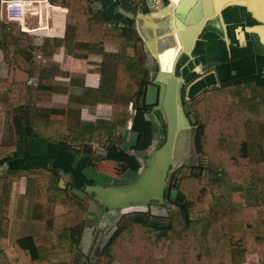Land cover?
I'll return each instance as SVG.
<instances>
[{
    "label": "trees",
    "instance_id": "1",
    "mask_svg": "<svg viewBox=\"0 0 264 264\" xmlns=\"http://www.w3.org/2000/svg\"><path fill=\"white\" fill-rule=\"evenodd\" d=\"M49 1L53 6L68 10L66 36L47 39L42 47H38L34 45V38L22 32L19 25L1 20L0 0V49L10 66L8 81L0 82V91L4 93L0 94V102L7 113L10 131L9 139L0 143V157L15 153L18 135L24 134L60 143L69 151L81 154L86 133L90 132V140L107 150L105 157L108 160L126 163L128 170L137 174L133 156L119 151L115 142L105 138L104 132L110 131L106 126L114 125L133 103L137 111L132 130L137 135L134 147L141 150L150 147L148 142L153 139V126L145 118L146 106L141 105L144 89L149 84L143 43L132 31L112 27V17L108 14L94 13L93 0ZM129 1L124 0V3ZM136 1L147 3V0ZM124 37L131 42L126 48L119 41ZM111 42L121 45L119 54L105 52V45ZM76 44L87 46L86 55L103 59V66L98 70L101 86L97 90H86L84 102L94 107L112 106L113 119L109 123L93 125L69 116L63 122L49 123L48 115L38 109L40 100L44 98L41 102L49 106L53 96L62 92L55 85V79L64 73L54 68L53 55L62 48L70 55V45ZM72 55L89 57L74 51ZM31 78H37L36 87L28 86ZM242 86L246 88L239 94L249 97L244 102L246 107L234 99L233 88ZM195 116L194 146L206 164L201 173L183 175L174 187L178 190L175 203L184 209L187 227L176 233L171 224L151 223L150 214L147 218L136 217L130 225L117 227L104 249L117 264H245L254 249L264 246V209L231 205L224 216L218 217L216 213L221 202L212 195L218 190L230 196L241 193L246 182L264 181V76L242 74L222 80L219 87L204 90L196 100ZM55 130L65 134L57 137L53 133ZM188 134V131L181 134V155L186 153ZM99 160L94 157L90 160V172H98ZM41 162L38 158H26V170H9L7 176L0 177V213L8 225L6 209L11 184L22 177L34 179L36 203L59 206L68 213L47 222L46 230L53 233L50 252L42 237L35 236L33 241L38 258L31 261L27 240L21 239L13 245L17 262L72 264L74 239L79 241L83 235L88 208L68 188H60L59 173L46 170ZM168 196L171 197V191H167L166 198ZM90 197L94 199V194ZM103 209L106 220L118 215V210ZM193 215H198V219H191ZM5 255L4 250H0L2 264Z\"/></svg>",
    "mask_w": 264,
    "mask_h": 264
},
{
    "label": "crops",
    "instance_id": "2",
    "mask_svg": "<svg viewBox=\"0 0 264 264\" xmlns=\"http://www.w3.org/2000/svg\"><path fill=\"white\" fill-rule=\"evenodd\" d=\"M10 1L36 4L34 13L26 14L22 22L11 23L19 25L22 32L33 37L35 46L42 47L47 39L65 38L67 9L53 6L49 0H1L2 21L6 20L5 3ZM199 1L203 5L201 6V11H203L202 16H204L207 8L206 3L209 1L212 6H215V3L219 0H197L191 8L189 7L190 9L185 15V19L190 16ZM232 1H241L242 4L235 2L237 4L233 6L224 5L222 7L224 10L212 16L213 18H207L202 29L196 33V41L190 54L186 55L187 60H189L187 61L188 72L181 68V73H188L187 80L189 81L187 87L189 98L200 96L208 88L219 87L222 80L231 77L242 74L264 76V48L260 44L259 34L249 31V28L255 25V21H257L248 11L245 4L250 0ZM156 2L152 5L149 0H147V3L131 0L130 4H125L124 0H93L94 13L108 14L112 17V27L132 31L135 38L143 43L146 56L144 66L149 71V84L150 82L152 83L151 74L155 71V64L149 44L141 39L147 31L145 32V29H143L145 27L142 24L143 20L139 19L138 15L140 13L150 14L162 6L171 7L170 0H156ZM167 24L170 25L167 22H161L158 30L148 31L149 34H147L149 37H152L151 35H160L165 38L158 43L159 51L176 45L175 39L170 37L172 35ZM191 27L193 26L190 24L186 28L188 30ZM119 41L124 44V48L130 42L126 37L123 40L119 39ZM87 49V46L84 45H70V55H67L65 48L53 55L54 68L56 70L59 69L64 75H59L55 79V85L62 92L53 96L49 106H45L41 102L44 98L38 104V109L48 115L47 120L49 123L63 122L68 116L79 118L81 121L93 125L112 121V106L99 105L94 107L84 102L86 90L92 91L100 88L101 75L98 70L103 66L101 57L90 56L91 54L86 55ZM73 51L81 54V56L89 57H74L72 55ZM105 52L119 54L121 45L111 42L105 45ZM197 65H201V72L193 76L194 67ZM243 65H248L252 69H239ZM135 74H137V70ZM9 75L10 66L5 61L4 52L0 49V82L6 83ZM37 85V78H31L28 82V86L36 87ZM0 94L4 95L1 91ZM90 101H94V99L90 98ZM136 114L137 111L134 109L133 103H131L129 111L121 116L114 125H107L106 128H109L110 131L104 132L105 138L115 142L119 151H126L131 155L132 151L127 145L137 141V135L132 131ZM153 115L159 121V116L156 115V112ZM149 116H145L148 121L151 120ZM44 132L48 133L47 130ZM95 132L97 134V130ZM53 133L57 137L65 134L62 130H55ZM86 135L87 140L81 154H75L60 143L46 141L41 137H33L27 134L18 135L19 144L17 145V151L8 157H0V177L7 176L9 170H26L28 168L26 158H38L43 161L40 164L46 167V170H54L59 173L61 177L60 183L61 181L63 182V185L59 184V186L62 189L68 188L72 192L74 188L85 191L89 186L93 185L121 186L114 184V181L122 180L127 175L128 165L108 160L105 157L107 150L90 140V132H87ZM9 137L8 116L0 102V143L7 141ZM145 151L147 150L145 149ZM97 155L100 159L99 170L91 173H98L97 176H103L100 178L91 175L88 168L90 160ZM125 165L127 166L126 170ZM251 183L255 182L250 181L246 184ZM67 213V209L59 206L36 203L34 179L22 177L20 181L12 183L9 189L6 209V218L9 220L8 225L7 222L3 221L0 213V250H4L6 254V260L3 264H13L9 255L15 254L13 245L21 239L27 240L31 261L37 259L38 254L33 238L41 236L43 242L48 245L53 236L51 231L48 232L46 230L48 220L51 221L53 218L61 217ZM51 225H54V223L51 222ZM255 252L256 256L260 257L261 262L264 263V246L255 249ZM35 253L37 256H35Z\"/></svg>",
    "mask_w": 264,
    "mask_h": 264
},
{
    "label": "water",
    "instance_id": "3",
    "mask_svg": "<svg viewBox=\"0 0 264 264\" xmlns=\"http://www.w3.org/2000/svg\"><path fill=\"white\" fill-rule=\"evenodd\" d=\"M196 1L179 0V4H176L174 0H170L171 7L162 6L150 14L140 13L138 15L139 19L143 20L142 24L145 26L143 29H145V32L147 31L141 39L149 44L155 64V71L151 74L152 84L145 87L141 105L153 107L154 110L161 111L167 129V137L164 145L160 149H154L145 154V166L134 181L121 186L93 185L89 186L85 191L74 188L72 193L78 198L84 200L94 194V201L98 202L101 206L109 210L125 212L132 208L148 207L152 203H158L159 205L165 203L169 176L172 172L174 162L181 156L179 151L180 139L182 138L181 134L184 131L190 133V130L196 127L197 124L196 118L191 114L189 105L183 104L182 100L183 89L189 81L187 80L189 67L187 61L189 60H187L186 55L190 54L192 46H194L196 41V33L202 29L207 18L215 16L224 10L222 8L224 5L233 6L237 4L235 2L242 4L241 1L219 0L215 3V6H212L208 1L206 3V12L199 21L200 27L198 31L195 32L193 37L187 38L184 33L187 31V25H194L193 20L190 21L189 19L190 16L192 17L194 15V10L185 19V15L183 16L179 9L190 7ZM149 3L153 5L154 1L149 0ZM128 4H130V1ZM245 4L248 7V11L260 22L264 23V18L260 16V8L251 6L248 3ZM197 6L201 9V6H203L201 1H199ZM162 11L168 12L162 15ZM161 22L170 24L169 29L172 35L170 37L175 39L176 45L159 51L157 47L158 43L161 39L165 38L160 35H151L152 37H149L147 34H149L148 31L158 30ZM256 27L249 28V31L262 36L264 24L263 26ZM181 68L187 72L181 73ZM200 72L201 65H197L194 67L193 76ZM189 139L190 135L188 134L187 144L190 141ZM60 184L62 186L63 182L61 181ZM177 194L178 190L173 188L171 190V199L173 202L176 201Z\"/></svg>",
    "mask_w": 264,
    "mask_h": 264
},
{
    "label": "rangeland",
    "instance_id": "4",
    "mask_svg": "<svg viewBox=\"0 0 264 264\" xmlns=\"http://www.w3.org/2000/svg\"><path fill=\"white\" fill-rule=\"evenodd\" d=\"M167 27L170 28V26L167 24ZM260 44L262 48H264V32H262V36H260ZM259 54V53H258ZM151 62V61H150ZM149 62V65H150ZM239 69L241 70H250L252 67L248 65L240 66ZM198 76V75H197ZM246 87H238L233 88V91L235 92L234 99L235 102L238 104H243L244 107L247 105L244 104L245 99L249 100V97L245 94H239L244 92V89ZM187 90L188 87L186 85V94L184 99V103L189 105L191 109V114L195 116L196 112V100L199 98V95L195 96L194 98L187 99ZM238 94V96H236ZM153 114V113H152ZM156 115L158 116L157 112ZM155 122V121H154ZM159 128H164V123L161 118H159ZM156 123V122H155ZM166 128H164L165 132ZM195 130L194 127L192 130H190V141L186 145V149L183 155L179 156L177 158L176 162H174V166L172 168V172L169 176L168 180V187L167 191H171L172 188L176 187L179 183V178H181L183 175L190 174V173H201L203 170V166L206 164V160L197 153L195 146H194V136H195ZM159 133V131H158ZM157 136V135H156ZM154 136V139H149L148 145L151 146L150 150L158 149L160 145H162V138L158 140ZM161 140V141H160ZM161 142V143H160ZM131 143V142H130ZM136 143L133 142L132 144L127 145V147L132 151V156L134 158L135 162V170L137 174L131 173L127 169V175L122 180H116L114 181V184L116 185H127L131 181H134L137 176L139 175L140 171L145 166V154L149 152H145V150H139L136 147H134ZM147 147H143V149H146ZM137 150L136 152H134ZM147 150V149H146ZM145 152V153H144ZM141 153V155H140ZM131 155V154H130ZM99 156H94V158H98ZM100 161V160H99ZM126 166V165H125ZM127 166L125 167L126 170ZM93 176H97L98 173H91ZM98 178L103 177L98 175ZM247 183V182H246ZM244 184L243 191L241 193H233L232 195L228 196L226 194H223L221 191H213L212 195L217 201L221 202V207L217 211L216 215L218 217L224 216L230 206H247L255 209H264V181H258L251 184ZM166 191V193H167ZM84 207L88 208V215L85 220V228L83 231V235L81 239L78 241L76 238L74 239L70 261L72 264H117L112 257L107 256L104 252L105 246L109 240V238L112 236L114 231L119 226H127L132 223V221L136 217H143L147 218V215L150 214V222L156 223L160 226H168L169 224L172 225L174 231L176 233H180L182 230H184L187 227V219L184 214V209L172 201L171 197L168 196L166 198L165 196V203L163 205H156V203H153L152 205H149L148 207H144L143 210H129V211H120L118 210V215L110 220H106L107 214L105 213V210L103 207L96 201H94L93 198L89 197L88 199H84L82 202ZM191 219L197 220L198 215L191 216ZM52 239L50 240L48 244L49 252L50 249L53 248L52 245ZM255 249L252 252V256L249 260H247L246 264H260L262 263L261 258L256 256ZM263 254V253H262ZM9 255V254H8ZM11 263L18 264V257L15 254H10ZM35 256L37 254L35 253Z\"/></svg>",
    "mask_w": 264,
    "mask_h": 264
},
{
    "label": "bare ground",
    "instance_id": "5",
    "mask_svg": "<svg viewBox=\"0 0 264 264\" xmlns=\"http://www.w3.org/2000/svg\"><path fill=\"white\" fill-rule=\"evenodd\" d=\"M174 2L176 3V4H179V0H174ZM193 4L194 3H192L191 5H190V8L193 6ZM248 4L249 5H251V6H257V7H259L260 8V16L262 17V18H264V0H250L249 2H248ZM189 7H186V8H184V9H179L180 10V12L183 14V16L184 15H186L187 14V12H188V10L190 9ZM247 9H248V7H247ZM168 11H162V15L163 14H166ZM202 12L203 11H201V9H200V7H198V6H196V8H194V12H193V14L195 15H193L192 17L190 16L189 17V19H190V21H192L193 20V24L194 25H192L193 27H191V29L188 31H186L185 33H184V35H185V37H189V38H191V37H193V35L195 34V32H197L198 31V29H199V21H200V19L203 17L202 15ZM192 13V12H191ZM159 15V14H158ZM251 15H253L252 13H251ZM254 16V15H253ZM255 18V17H254ZM257 21H255L256 22V24L255 25H253L252 27H250V28H257L256 26H263V24L264 23H262V22H260L257 18H255ZM194 21H196L195 23H194ZM238 30H240V29H238ZM260 36V35H259ZM261 38V37H260ZM262 39V38H261ZM157 137V136H156ZM141 209H144V208H132V209H128V210H126V211H129V210H141Z\"/></svg>",
    "mask_w": 264,
    "mask_h": 264
},
{
    "label": "built area",
    "instance_id": "6",
    "mask_svg": "<svg viewBox=\"0 0 264 264\" xmlns=\"http://www.w3.org/2000/svg\"><path fill=\"white\" fill-rule=\"evenodd\" d=\"M155 3L156 0H153ZM36 4L22 1H10L5 3L6 20L5 23L22 22L26 14L35 12ZM41 58V57H40ZM35 84H37L35 82Z\"/></svg>",
    "mask_w": 264,
    "mask_h": 264
},
{
    "label": "flooded vegetation",
    "instance_id": "7",
    "mask_svg": "<svg viewBox=\"0 0 264 264\" xmlns=\"http://www.w3.org/2000/svg\"><path fill=\"white\" fill-rule=\"evenodd\" d=\"M152 83L150 82V84H148V86L149 85H151ZM187 92H188V90H187ZM185 94H186V86L184 87V89H183V96H182V100H183V104H185L184 103V99H186V97H185ZM187 99H189L190 100V98H189V96H188V93H187ZM155 112H157V114H158V116H159V118H161L162 119V121H163V123H164V117H163V115H162V113H161V111L160 110H154V108L153 107H146V113H145V116H149V118L151 119L150 121H151V123H152V128H153V139H154V136H156L157 135V139L159 140L160 139V137L162 138V145H160L159 146V148L158 149H160L163 145H164V143H165V141H166V137H167V129L165 130V132H164V128L162 129V127H160L159 128V125L157 124V123H159L158 121H157V118H155V116L153 115V114H155ZM153 113V114H152ZM153 117V118H152ZM156 123H155V122ZM157 128V129H156ZM158 131H159V133H158ZM161 141V140H160ZM151 147V146H150ZM150 147H149V149L147 150V151H145V152H149V151H151L150 150ZM103 208H105V207H103Z\"/></svg>",
    "mask_w": 264,
    "mask_h": 264
}]
</instances>
